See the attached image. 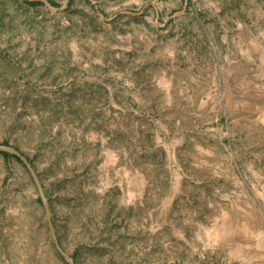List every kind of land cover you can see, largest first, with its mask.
<instances>
[{
    "label": "rangeland",
    "instance_id": "rangeland-1",
    "mask_svg": "<svg viewBox=\"0 0 264 264\" xmlns=\"http://www.w3.org/2000/svg\"><path fill=\"white\" fill-rule=\"evenodd\" d=\"M0 147V264H264V0H0Z\"/></svg>",
    "mask_w": 264,
    "mask_h": 264
},
{
    "label": "water",
    "instance_id": "water-1",
    "mask_svg": "<svg viewBox=\"0 0 264 264\" xmlns=\"http://www.w3.org/2000/svg\"><path fill=\"white\" fill-rule=\"evenodd\" d=\"M0 151H4V152H7V153H10V154H12V155H14L15 157H17V158H20L27 166H28V168H29V170H30V172H31V174H32V176H33V178H34V180H35V182H36V184H37V186L39 187V189H40V193H41V196H42V198H43V201H44V204H45V207H46V209H47V212H48V217H49V211H48V205H47V202H46V200H45V197H44V195H43V192H42V190H41V186H40V184H39V181H38V178H37V176H36V174H35V172H34V170L32 169V167L28 164V162L16 151V150H14V149H12V148H10V147H0ZM50 219V218H49ZM53 236H54V240H55V243H56V245H57V248H58V250L60 251V253L62 254V255H64L63 254V252L61 251V249H60V247H59V244H58V241H57V238H56V236L53 234ZM71 264H72V261H71Z\"/></svg>",
    "mask_w": 264,
    "mask_h": 264
},
{
    "label": "trees",
    "instance_id": "trees-1",
    "mask_svg": "<svg viewBox=\"0 0 264 264\" xmlns=\"http://www.w3.org/2000/svg\"><path fill=\"white\" fill-rule=\"evenodd\" d=\"M32 5H41V3L36 2V3H32ZM53 5H54V4H53ZM2 155H3L4 157H9V156H10V155L7 154V153H2Z\"/></svg>",
    "mask_w": 264,
    "mask_h": 264
}]
</instances>
